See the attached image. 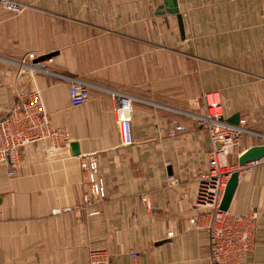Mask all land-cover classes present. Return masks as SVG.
I'll use <instances>...</instances> for the list:
<instances>
[{
	"label": "crops",
	"instance_id": "obj_1",
	"mask_svg": "<svg viewBox=\"0 0 264 264\" xmlns=\"http://www.w3.org/2000/svg\"><path fill=\"white\" fill-rule=\"evenodd\" d=\"M0 2V118L36 88L50 125L68 145L22 147L0 163V264H210L193 204L209 140L195 115L215 93L224 118L238 113L248 130L229 160L264 141V0H14ZM40 70L21 72L17 61ZM71 77L90 97L72 106ZM113 91L132 97L133 142L123 145ZM176 124L186 128L170 135ZM78 143L79 154L69 143ZM93 153L105 195L83 207L88 184L80 157ZM146 197V201L142 199ZM229 209L255 212L254 247L240 264H264V157L242 166ZM169 233H172L171 235Z\"/></svg>",
	"mask_w": 264,
	"mask_h": 264
},
{
	"label": "built area",
	"instance_id": "obj_2",
	"mask_svg": "<svg viewBox=\"0 0 264 264\" xmlns=\"http://www.w3.org/2000/svg\"><path fill=\"white\" fill-rule=\"evenodd\" d=\"M0 2L8 11L14 13L21 11V4L14 0H0ZM27 57L35 59L36 55L28 53ZM16 64L19 65L20 71L25 73L41 69L39 63L26 64L21 60ZM88 86V82L83 78H70L69 98L72 106L83 104L89 99ZM22 96H24L22 101L11 107L7 114L0 118V163L10 164L7 170L9 175L15 171L11 166L19 150L27 144L46 141L45 152L50 155L61 148H66L69 140L68 135L50 125L48 114L36 88L30 87ZM217 97L215 93L205 94V114L194 116L198 126L206 131L209 151L205 168L196 176L193 204L200 210L190 221L192 223L199 221L206 233L207 258L210 264H240L254 247L253 233L257 214L236 213L229 208L222 210L220 202L231 173L237 171L239 180L241 168L245 165L240 166L237 162H231L229 155L240 135L248 130L243 125L244 119H239L237 124H233L224 118ZM112 98L121 144L130 145L133 142L132 97L123 92L113 91ZM185 128L183 124H176L169 134L173 135ZM79 166L88 184V192L83 197V207L91 209L96 201L104 197L105 183L93 153L81 156ZM142 199L146 201V197ZM94 213L96 210L89 211V214ZM88 260L90 264L98 262L94 250L89 252Z\"/></svg>",
	"mask_w": 264,
	"mask_h": 264
},
{
	"label": "water",
	"instance_id": "obj_3",
	"mask_svg": "<svg viewBox=\"0 0 264 264\" xmlns=\"http://www.w3.org/2000/svg\"><path fill=\"white\" fill-rule=\"evenodd\" d=\"M159 10H161L160 12H169L171 14H176L179 30L181 35H183V24H182L181 16L178 13L177 0H162V4L159 5ZM53 54L54 53H46L43 55H39L34 59V62L39 63L42 60L50 58ZM226 120L230 123L237 124L239 120V115L238 113H234L230 117L226 118ZM69 145H70L71 153L73 155H78L79 154L78 143L76 141H71ZM263 157H264V144L253 145L247 148L246 150H244L238 156L237 163L241 166L250 161L259 160ZM237 184H238V172L233 171L227 180L224 193L220 202V209L226 210L229 208Z\"/></svg>",
	"mask_w": 264,
	"mask_h": 264
},
{
	"label": "rangeland",
	"instance_id": "obj_4",
	"mask_svg": "<svg viewBox=\"0 0 264 264\" xmlns=\"http://www.w3.org/2000/svg\"><path fill=\"white\" fill-rule=\"evenodd\" d=\"M17 2V1H16ZM18 3H20V2H18ZM2 4V3H1ZM21 4V3H20ZM21 11H22V9H24V7H23V5L21 4ZM20 11V12H21ZM14 13V12H13ZM19 13V12H18ZM14 14H17V13H14ZM34 54V53H33ZM201 100L203 99L204 100V103L206 104V102H205V99H204V97L202 96V98H200ZM216 99H218V97L216 98Z\"/></svg>",
	"mask_w": 264,
	"mask_h": 264
}]
</instances>
